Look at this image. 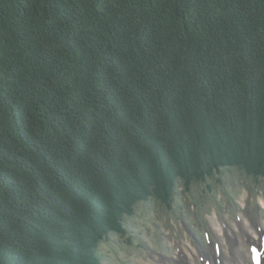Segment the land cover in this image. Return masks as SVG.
Here are the masks:
<instances>
[{"label": "trees", "instance_id": "16d2710c", "mask_svg": "<svg viewBox=\"0 0 264 264\" xmlns=\"http://www.w3.org/2000/svg\"><path fill=\"white\" fill-rule=\"evenodd\" d=\"M230 168L264 179V0H0V264H102Z\"/></svg>", "mask_w": 264, "mask_h": 264}, {"label": "rangeland", "instance_id": "374dc122", "mask_svg": "<svg viewBox=\"0 0 264 264\" xmlns=\"http://www.w3.org/2000/svg\"><path fill=\"white\" fill-rule=\"evenodd\" d=\"M262 201L264 179L237 168L223 169L188 190L181 185L171 207L154 199L139 203L135 215L126 218V235L112 234L100 245L102 264H162L164 258L178 257L187 244L209 249L217 244L214 219L264 223Z\"/></svg>", "mask_w": 264, "mask_h": 264}, {"label": "bare ground", "instance_id": "6f19581e", "mask_svg": "<svg viewBox=\"0 0 264 264\" xmlns=\"http://www.w3.org/2000/svg\"><path fill=\"white\" fill-rule=\"evenodd\" d=\"M264 206V201H262ZM243 218V217H242ZM217 244L211 248L182 247L178 257L160 260L162 264H264V223L250 219L212 221ZM177 255V254H176ZM158 262V263H159Z\"/></svg>", "mask_w": 264, "mask_h": 264}]
</instances>
